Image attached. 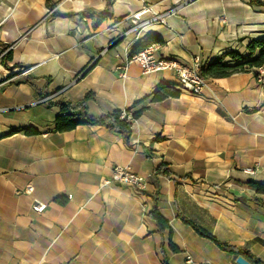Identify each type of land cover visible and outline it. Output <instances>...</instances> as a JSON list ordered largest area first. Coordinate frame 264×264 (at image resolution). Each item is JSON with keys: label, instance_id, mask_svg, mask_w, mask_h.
Returning <instances> with one entry per match:
<instances>
[{"label": "crops", "instance_id": "crops-1", "mask_svg": "<svg viewBox=\"0 0 264 264\" xmlns=\"http://www.w3.org/2000/svg\"><path fill=\"white\" fill-rule=\"evenodd\" d=\"M51 2L52 9L45 0H0V264H237L238 257L255 264L221 251L178 215L264 264V194L250 186L264 184V75L256 68L206 79L195 97L178 89L173 71L143 75L128 63L148 39L159 41L149 45L157 58L189 65L197 57L200 68L230 51L246 55L251 40L264 38V7L248 0ZM107 4L111 17L96 28L81 16ZM143 7L170 12L165 25L130 31ZM161 84L179 95L142 102ZM88 93L95 118L144 108L128 143L100 126L53 131L60 109L49 103H76ZM156 135L164 139L155 142ZM117 165L144 177L145 190L101 186ZM161 165L170 176L156 172ZM155 195L170 236L148 216ZM34 202L45 210L33 212Z\"/></svg>", "mask_w": 264, "mask_h": 264}, {"label": "trees", "instance_id": "trees-1", "mask_svg": "<svg viewBox=\"0 0 264 264\" xmlns=\"http://www.w3.org/2000/svg\"><path fill=\"white\" fill-rule=\"evenodd\" d=\"M249 4L264 7V0H248ZM45 3L48 8L52 9L53 4L51 0H45ZM83 18L90 17L93 20V28H96L100 23L109 19L111 14L109 12V4L105 11L103 12H88L83 13L81 15ZM159 42L156 39H148L143 44H141L138 48H136L130 56L135 53L143 50L147 46L152 43ZM246 55H241L236 51H230L221 55L220 57L214 59L212 62L206 64L205 66L199 69V75L204 79H222L226 78L232 74L244 72L249 69H256L260 67H264V38L251 40L246 45ZM8 57V54H7ZM179 91L174 89L171 86L166 84H161L157 88L153 90V92L146 97L142 102L156 103L160 102L169 97H177L179 95ZM91 99V94L88 93L84 96V98L76 103L65 101L62 99L56 100L54 103H49V105H56L60 109V114L54 120V128L55 132H69L75 129L77 126L85 125V126H100L105 128L108 131L117 133L121 136V138L128 143L130 135H131V124L132 121H128L126 118H121L123 112L131 113L130 109H126L125 111L115 110L111 113L102 115L98 118L92 117L87 112V101ZM140 109L137 112L131 113L132 120L137 119L142 110ZM23 133L27 136L37 135L38 131L34 129H24ZM164 138L160 135H156L153 141L158 142L162 141ZM157 173L163 174L166 176H170V172L165 169L164 165H161L156 170ZM250 186L253 187L258 194H264V184H256L250 183ZM58 203H62L60 199L55 200ZM153 207L151 211L148 213V216L155 222L158 233H162L164 230H168L169 236L171 235V229L169 228L168 222L163 216L159 213L157 208V196L152 197ZM179 219L186 225L190 226L197 235L208 239L211 241L217 248L221 251L227 252L229 254H237L244 253L251 261L255 264H262L258 259L254 258L250 252L242 249L235 248L228 244H225L218 239H216L213 235L205 231L204 229L194 225L192 222L187 220L181 215H178ZM168 246L170 250L174 253L178 251L177 247L174 246L169 240ZM166 264V261L163 263Z\"/></svg>", "mask_w": 264, "mask_h": 264}, {"label": "built area", "instance_id": "built-area-1", "mask_svg": "<svg viewBox=\"0 0 264 264\" xmlns=\"http://www.w3.org/2000/svg\"><path fill=\"white\" fill-rule=\"evenodd\" d=\"M170 12L158 14L154 12L151 7H143L136 14L132 16V22L134 25L130 28V31H134L137 28L144 27L149 24L165 25L166 17ZM145 14L149 15V18L143 19ZM7 51L4 52V54ZM136 63L141 68L143 75L153 72H159L164 70L173 71L177 76L178 89L190 94L191 96L199 97L202 95V90L206 86L207 80L199 75V60L194 57L189 65H183L179 61L171 58H157L154 55L153 46H148L143 50L129 56L128 63ZM122 72L125 71V67L120 68ZM259 76L264 75V68L257 69ZM123 75V74H122ZM52 97H46L39 101V103H48ZM121 118H126L128 121H132L131 115L123 112ZM251 173L250 170L246 171ZM147 181L144 177L132 172L127 166H114L111 169V174L108 178H105L101 186H113V187H128L137 192L145 190ZM67 199L70 200L71 196L68 195ZM32 211L39 214L42 213L46 205L38 202H34L32 205ZM187 262H191V258L187 257Z\"/></svg>", "mask_w": 264, "mask_h": 264}, {"label": "water", "instance_id": "water-1", "mask_svg": "<svg viewBox=\"0 0 264 264\" xmlns=\"http://www.w3.org/2000/svg\"><path fill=\"white\" fill-rule=\"evenodd\" d=\"M237 264H248L242 257H238L236 259Z\"/></svg>", "mask_w": 264, "mask_h": 264}]
</instances>
